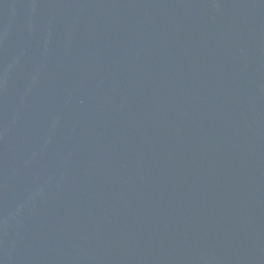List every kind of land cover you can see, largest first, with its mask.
<instances>
[{"label":"water","instance_id":"water-1","mask_svg":"<svg viewBox=\"0 0 264 264\" xmlns=\"http://www.w3.org/2000/svg\"><path fill=\"white\" fill-rule=\"evenodd\" d=\"M0 264H264V0H0Z\"/></svg>","mask_w":264,"mask_h":264}]
</instances>
